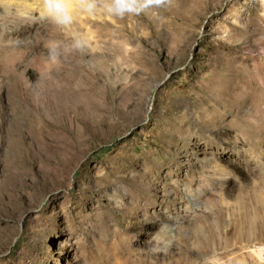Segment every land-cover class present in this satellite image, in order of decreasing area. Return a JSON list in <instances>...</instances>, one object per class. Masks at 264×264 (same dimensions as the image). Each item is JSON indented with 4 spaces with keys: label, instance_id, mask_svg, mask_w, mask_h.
Here are the masks:
<instances>
[{
    "label": "rangeland",
    "instance_id": "rangeland-1",
    "mask_svg": "<svg viewBox=\"0 0 264 264\" xmlns=\"http://www.w3.org/2000/svg\"><path fill=\"white\" fill-rule=\"evenodd\" d=\"M42 10L0 0V264H264V0Z\"/></svg>",
    "mask_w": 264,
    "mask_h": 264
},
{
    "label": "clouds",
    "instance_id": "clouds-1",
    "mask_svg": "<svg viewBox=\"0 0 264 264\" xmlns=\"http://www.w3.org/2000/svg\"><path fill=\"white\" fill-rule=\"evenodd\" d=\"M171 0H43L40 15L57 25L69 26L74 21V12L95 15L98 4L110 16H139L153 7L159 8Z\"/></svg>",
    "mask_w": 264,
    "mask_h": 264
},
{
    "label": "bare ground",
    "instance_id": "bare-ground-1",
    "mask_svg": "<svg viewBox=\"0 0 264 264\" xmlns=\"http://www.w3.org/2000/svg\"><path fill=\"white\" fill-rule=\"evenodd\" d=\"M141 187V186H140ZM142 189V188H141ZM131 198V197H130ZM141 198V197H140ZM134 199H136V198H134ZM132 209V208H131Z\"/></svg>",
    "mask_w": 264,
    "mask_h": 264
}]
</instances>
